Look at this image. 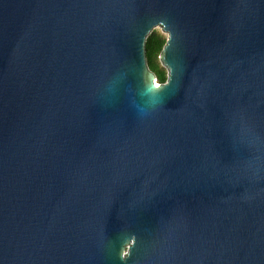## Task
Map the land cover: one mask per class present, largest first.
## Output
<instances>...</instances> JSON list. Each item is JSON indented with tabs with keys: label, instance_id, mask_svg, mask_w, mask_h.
<instances>
[{
	"label": "water",
	"instance_id": "95a60500",
	"mask_svg": "<svg viewBox=\"0 0 264 264\" xmlns=\"http://www.w3.org/2000/svg\"><path fill=\"white\" fill-rule=\"evenodd\" d=\"M0 264H264V0H0Z\"/></svg>",
	"mask_w": 264,
	"mask_h": 264
},
{
	"label": "trees",
	"instance_id": "16d2710c",
	"mask_svg": "<svg viewBox=\"0 0 264 264\" xmlns=\"http://www.w3.org/2000/svg\"><path fill=\"white\" fill-rule=\"evenodd\" d=\"M165 38L163 34L154 29L145 40L146 62L159 83L164 82L166 79L165 69L158 62V55L165 42Z\"/></svg>",
	"mask_w": 264,
	"mask_h": 264
},
{
	"label": "rangeland",
	"instance_id": "374dc122",
	"mask_svg": "<svg viewBox=\"0 0 264 264\" xmlns=\"http://www.w3.org/2000/svg\"><path fill=\"white\" fill-rule=\"evenodd\" d=\"M157 31H159L161 34H163L164 36H165V34H164V32L161 30V28L160 27H156L155 28ZM166 37V36H165ZM157 82V81H156Z\"/></svg>",
	"mask_w": 264,
	"mask_h": 264
}]
</instances>
